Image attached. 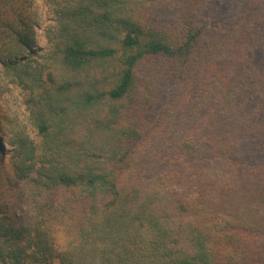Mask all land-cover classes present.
<instances>
[{
    "label": "trees",
    "instance_id": "16d2710c",
    "mask_svg": "<svg viewBox=\"0 0 264 264\" xmlns=\"http://www.w3.org/2000/svg\"><path fill=\"white\" fill-rule=\"evenodd\" d=\"M36 1L0 0V77L23 91L37 137H17L9 156L30 215L0 202V264H264V101L252 95L264 97V75L222 84L213 60L241 49L244 63L249 46H199L198 1L41 0L56 18L39 48ZM209 1L223 16L243 0ZM170 7L177 25L159 24ZM155 57L186 81L150 130L162 97L136 69Z\"/></svg>",
    "mask_w": 264,
    "mask_h": 264
},
{
    "label": "rangeland",
    "instance_id": "374dc122",
    "mask_svg": "<svg viewBox=\"0 0 264 264\" xmlns=\"http://www.w3.org/2000/svg\"><path fill=\"white\" fill-rule=\"evenodd\" d=\"M189 1L185 0L189 10ZM198 1L200 7H196L188 17L192 18L197 26H204L205 30L200 38L199 46L210 40L217 39L222 41L225 38H231L230 44L236 43L247 44L249 49L245 53L246 61L238 60L241 49L232 55L233 50L229 52L235 58L234 62H228L223 58L222 50L219 56L214 57L215 66L219 72H224L228 77L222 80V84L227 81H237L240 70L249 75L252 73L264 75V52H259L258 56H254L250 46L255 43V38L260 41L264 37V1L243 0L237 5L231 14L223 16L217 15L216 10L210 7L209 0H193ZM217 3H225L224 0H215ZM37 8V25L35 27L37 47L42 48L48 41L50 32L55 25V14L41 0L36 1ZM243 6V7H242ZM241 7V8H240ZM252 12H248L249 10ZM170 10V11H167ZM174 8H161L158 10L157 21L159 24L170 23L177 25L174 21ZM183 11V10H181ZM191 10H189L190 12ZM246 18L249 24L253 23L254 27L247 34H242L234 39L235 32L233 28L243 23ZM212 38V39H211ZM264 48V44H260ZM35 53H40L39 49H35ZM242 56V54H241ZM180 67L170 58L155 57L148 58L141 62L136 69L139 88L145 87L146 90L152 89V84H157L154 90L158 91V95L162 97V101L155 105L144 116L148 122L150 130H154L162 124L167 112L173 110V98H176L185 85L186 77L180 76ZM213 75L219 79L220 75L215 67L210 68ZM230 71V72H229ZM235 76V77H234ZM234 77V78H233ZM194 89L192 88L191 92ZM253 99L255 101H264V97L253 90ZM214 95L211 102H217ZM161 104L162 107H161ZM215 105V104H214ZM250 109L252 107H249ZM204 110L207 108L204 107ZM178 113L182 118H192V112L188 109H180ZM27 135L34 141L37 140L36 132L31 125L28 113L23 103V91L9 84L3 77H0V144L2 153L0 154V202L5 203L9 213L16 220H22L30 215V207L26 202L23 194H21L19 183L14 180L11 175L9 164V156L14 148V141L17 137ZM203 156V154L201 155Z\"/></svg>",
    "mask_w": 264,
    "mask_h": 264
}]
</instances>
